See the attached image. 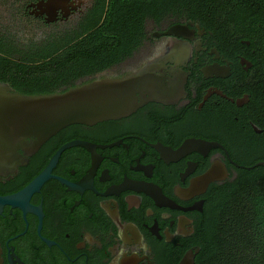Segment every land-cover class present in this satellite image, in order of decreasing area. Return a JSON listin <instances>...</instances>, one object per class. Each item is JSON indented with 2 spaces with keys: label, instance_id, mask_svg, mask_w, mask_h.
<instances>
[{
  "label": "flooded vegetation",
  "instance_id": "1",
  "mask_svg": "<svg viewBox=\"0 0 264 264\" xmlns=\"http://www.w3.org/2000/svg\"><path fill=\"white\" fill-rule=\"evenodd\" d=\"M100 3L0 0L1 30L25 47L76 37ZM208 9L144 18L130 54L77 80L149 70L158 100L63 128L0 170V264H180L189 251L196 264L215 202L264 192V18L230 24Z\"/></svg>",
  "mask_w": 264,
  "mask_h": 264
},
{
  "label": "trees",
  "instance_id": "2",
  "mask_svg": "<svg viewBox=\"0 0 264 264\" xmlns=\"http://www.w3.org/2000/svg\"><path fill=\"white\" fill-rule=\"evenodd\" d=\"M204 9L209 10L206 17H226L224 23L230 24L264 18V0H101L96 22L76 37L53 36L41 45L32 42L25 47L11 41L0 25V82L25 94L63 91L130 54L132 47L127 44L142 31L144 18L157 20L184 10L199 14ZM260 190L240 196L233 191L215 202V231L201 246L196 264H264V192Z\"/></svg>",
  "mask_w": 264,
  "mask_h": 264
},
{
  "label": "water",
  "instance_id": "3",
  "mask_svg": "<svg viewBox=\"0 0 264 264\" xmlns=\"http://www.w3.org/2000/svg\"><path fill=\"white\" fill-rule=\"evenodd\" d=\"M150 100H158V93L149 70H138L116 79L80 80L63 91L43 94L17 92L8 83L0 82V170L4 166L14 168L27 160L19 156V149L31 155L63 128L127 116ZM72 144L61 147L50 164ZM193 144V141L186 142L174 154H184ZM45 177L42 173L36 183ZM194 257L195 253L189 251L180 264H193Z\"/></svg>",
  "mask_w": 264,
  "mask_h": 264
}]
</instances>
